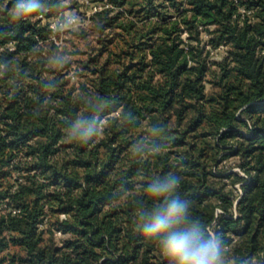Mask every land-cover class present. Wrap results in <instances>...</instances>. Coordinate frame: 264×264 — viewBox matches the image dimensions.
Masks as SVG:
<instances>
[{"label":"trees","instance_id":"obj_1","mask_svg":"<svg viewBox=\"0 0 264 264\" xmlns=\"http://www.w3.org/2000/svg\"><path fill=\"white\" fill-rule=\"evenodd\" d=\"M66 1L0 0V264H166L136 230L165 174L224 264H264V0H90L85 50Z\"/></svg>","mask_w":264,"mask_h":264},{"label":"clouds","instance_id":"obj_2","mask_svg":"<svg viewBox=\"0 0 264 264\" xmlns=\"http://www.w3.org/2000/svg\"><path fill=\"white\" fill-rule=\"evenodd\" d=\"M40 8V0H28L11 11L23 19ZM97 127L95 119L78 117L71 137L86 144ZM181 185L182 177L176 174H165L148 185L149 204L136 211L137 232L155 246L166 264H224L221 238L207 233L200 219L192 218L193 200L181 194Z\"/></svg>","mask_w":264,"mask_h":264},{"label":"rangeland","instance_id":"obj_3","mask_svg":"<svg viewBox=\"0 0 264 264\" xmlns=\"http://www.w3.org/2000/svg\"><path fill=\"white\" fill-rule=\"evenodd\" d=\"M67 4L70 6V9H68L65 13V19L67 20L69 17L70 18H76V21L73 22L72 24L70 23H63L61 26V34H60V40H69L71 43H69V48H72L70 44H75L76 49L74 50H85L87 48L86 44L89 43V46H97V43L95 40H93V36H89L86 40L82 39V37H78V32H80V22L82 19H84V26H88L90 24V16L92 15L93 9L85 6L83 3L80 2V0H67ZM64 19V20H65ZM65 22V21H63ZM72 30V31H71ZM70 31V33H69ZM59 40V42H61ZM90 48V47H89ZM220 50V49H219ZM219 50H213L211 52H214V56H220V51ZM222 50V49H221ZM237 159L236 158H231L227 162L224 163H229L231 162L232 164L236 163ZM234 170H239L238 167H235ZM239 188V187H238ZM241 191V189H238Z\"/></svg>","mask_w":264,"mask_h":264},{"label":"built area","instance_id":"obj_4","mask_svg":"<svg viewBox=\"0 0 264 264\" xmlns=\"http://www.w3.org/2000/svg\"><path fill=\"white\" fill-rule=\"evenodd\" d=\"M80 2L83 3L85 6H88V7L92 8L93 9L92 14L102 8L101 5L92 4V2L90 0H80ZM75 21H76V18H74V17L73 18H70V17L68 18V23H70V24H72ZM56 26H57L56 23L52 24L53 28H56Z\"/></svg>","mask_w":264,"mask_h":264}]
</instances>
